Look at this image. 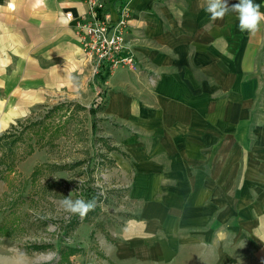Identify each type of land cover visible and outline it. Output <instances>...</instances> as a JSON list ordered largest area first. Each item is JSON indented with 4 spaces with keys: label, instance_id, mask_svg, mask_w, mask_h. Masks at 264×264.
I'll return each mask as SVG.
<instances>
[{
    "label": "crops",
    "instance_id": "crops-1",
    "mask_svg": "<svg viewBox=\"0 0 264 264\" xmlns=\"http://www.w3.org/2000/svg\"><path fill=\"white\" fill-rule=\"evenodd\" d=\"M87 1L0 0V64H18L11 74L0 67L3 93L20 95L28 106L32 91L52 79L47 64L69 73L89 63L66 17L86 14ZM98 1L114 19L128 4L140 66L112 71L109 111L131 119L129 95H141L136 111L152 143L145 156L158 154L170 164L141 167L148 176L136 189L146 198L141 219L117 230L113 243L102 244L107 259L91 264H230L229 235L244 238V232L253 239L246 251L253 262L237 264H264V21L249 35L235 13L211 21L205 0ZM254 3L264 12V0ZM152 75L158 80L150 83ZM5 243L0 237V264H21L19 257L6 260Z\"/></svg>",
    "mask_w": 264,
    "mask_h": 264
},
{
    "label": "rangeland",
    "instance_id": "rangeland-1",
    "mask_svg": "<svg viewBox=\"0 0 264 264\" xmlns=\"http://www.w3.org/2000/svg\"><path fill=\"white\" fill-rule=\"evenodd\" d=\"M17 65L5 63L0 67L4 66L5 73L11 74ZM61 66L47 64L52 79L45 88L32 91V102L29 101L32 104L28 106L20 103L23 99L20 95L0 90V136L10 132L19 135L27 126L13 157L8 149L0 148V160L4 164L0 167V186H4L0 192V233L3 234L0 237L6 241V260L19 257L21 264H91L106 260L102 244L113 243L117 230L143 215L146 198H140L136 189L148 176L142 174L141 167L149 163L155 168H168L170 164L158 154L145 156L152 143L148 132L140 126V114L136 111L142 103L141 95L127 94L133 101L135 116L125 119L109 111L116 92L109 84L110 77L105 83L96 81L97 73L90 62L73 66L69 73ZM157 80L155 75L148 76L150 83ZM93 105L99 108L95 115L90 111ZM254 113L258 114L257 110ZM35 122H41V128L34 127ZM257 122L258 119L253 123ZM35 139L38 143L32 145L34 152L26 156ZM9 140L13 138L10 136ZM2 153L10 154L9 158H3ZM13 160L15 170L9 173L11 169L7 167ZM38 167L39 175L32 177ZM155 174H151L154 180L149 181L156 188L159 183ZM159 190L152 191L150 199H156ZM69 194L73 200L95 198L97 205L83 218L70 214L59 203ZM251 196L255 201L254 195ZM237 213L238 208H234L230 217L236 218ZM236 224L235 221L230 224V231ZM249 226L245 223L243 229L254 231ZM243 235L244 238L229 235L230 264L242 263V259L253 262V256L246 253L254 248L253 239L247 232ZM238 241L241 243L237 244ZM46 245L48 249L33 248ZM67 246L75 248L77 253L62 256L60 249Z\"/></svg>",
    "mask_w": 264,
    "mask_h": 264
},
{
    "label": "built area",
    "instance_id": "built-area-1",
    "mask_svg": "<svg viewBox=\"0 0 264 264\" xmlns=\"http://www.w3.org/2000/svg\"><path fill=\"white\" fill-rule=\"evenodd\" d=\"M88 12L76 17L67 12L66 17L74 23L83 51L98 73L104 66L111 73L120 68L138 71L133 39H129L131 11L126 4L114 19L105 5L98 0H88Z\"/></svg>",
    "mask_w": 264,
    "mask_h": 264
},
{
    "label": "clouds",
    "instance_id": "clouds-1",
    "mask_svg": "<svg viewBox=\"0 0 264 264\" xmlns=\"http://www.w3.org/2000/svg\"><path fill=\"white\" fill-rule=\"evenodd\" d=\"M260 9V4L254 3V0H238V3L231 6H229L228 0H205L204 4V11L213 22L222 20L230 12L235 13L239 30L247 32L249 35H255L260 30L261 22L264 21V12ZM78 183L81 182L78 181ZM59 203L66 212L81 218L93 211L97 205L95 198L73 200L70 194Z\"/></svg>",
    "mask_w": 264,
    "mask_h": 264
},
{
    "label": "trees",
    "instance_id": "trees-1",
    "mask_svg": "<svg viewBox=\"0 0 264 264\" xmlns=\"http://www.w3.org/2000/svg\"><path fill=\"white\" fill-rule=\"evenodd\" d=\"M111 76V71H110V69H109V67H106V66H104L96 75H95V80L96 81H99V82H103V83H105L107 80H108V78ZM99 109V108H98ZM98 109H96V107H95V105H93L91 108H90V111L95 115L97 112H98ZM30 125H32V124H30ZM29 125V126H30ZM34 127H39V128H41V122H35L34 124ZM28 126V127H29ZM27 130V126H26V128L23 130V132H21L19 135H17V134H15V133H17V132H14V134L13 133H8V134H3V135H1L0 136V148L2 149V150H5V148H6V150L8 149L11 153V157H13V155H14V151H15V147H16V145H17V143H18V141H21L22 140V138H23V135H24V132ZM31 130V129H30ZM44 130V129H43ZM36 134L38 135V136H40L41 137V139H42V136H41V134H39L38 132H36ZM12 137L13 138V140H9V137ZM19 139V140H18ZM21 139V140H20ZM31 139H33V137L31 138ZM8 141H11V142H8ZM38 140H32V143L29 145L30 146V148H29V150H28V153L26 154V156H28V155H31L33 152H34V148L32 147V145L33 144H35V145H37V142ZM7 153H2V157L3 158H5V159H7V158H9V155L10 154H7ZM4 164H3V160H0V167L1 166H3ZM14 165H15V162H14V160L9 164V166L7 167V169H11V170H9V173H11L13 170H15L14 169ZM58 168H60V169H64V168H61V167H58ZM39 172H40V168L38 167L33 173H32V177H34V176H38L39 175ZM5 177V176H4ZM4 177L2 178V180L4 179ZM1 180V179H0ZM93 199V198H92ZM1 231V230H0ZM1 235H3L2 233H0ZM34 249H36V250H39V249H42V250H44V249H48L49 248V246L48 245H46V246H43V247H38V246H34L33 247ZM32 248V249H33ZM59 253L62 255V256H64V257H67V256H71V255H74V254H76L77 253V250L75 249V248H71V247H66L65 249L63 248V249H60V251H59ZM63 259V258H62Z\"/></svg>",
    "mask_w": 264,
    "mask_h": 264
}]
</instances>
